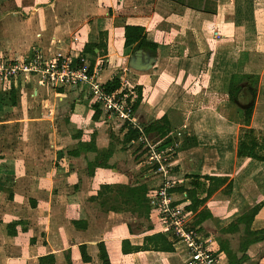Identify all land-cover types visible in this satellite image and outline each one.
Here are the masks:
<instances>
[{"label": "crops", "instance_id": "1", "mask_svg": "<svg viewBox=\"0 0 264 264\" xmlns=\"http://www.w3.org/2000/svg\"><path fill=\"white\" fill-rule=\"evenodd\" d=\"M127 25L143 27L157 45L155 51L147 50L155 58L147 70L129 65L135 51H124ZM93 44L106 45L105 54L95 47L96 56H85L98 66L101 83L120 76L130 87L141 88L135 109L141 127L164 115L168 118L178 144L169 158L171 176L154 172L146 160V144L159 150L170 147L162 148L152 135L124 149L114 143L109 167L90 172L89 164L97 158V152L86 149L91 137L101 152L109 146L110 132L119 138L125 129L112 128L101 113L94 121V110L78 101L75 89L54 92L37 81H11L0 90V201L12 206V219L6 224L15 223L17 234L10 236L5 228L0 235V264H38V257L50 253H61L56 264H66L63 253L68 250L80 262L81 245L90 257L84 264H101L99 243L110 264H187L186 247L171 242L153 207L148 216H139L102 210L92 199L102 184L143 180L150 197L170 180L175 184L171 192L178 199L186 197L181 200L186 206L187 191L195 190L200 199L206 196L205 176L228 177L233 183L230 194L223 193L222 186L196 212L189 211L192 224L196 213L205 209L207 218L198 235L220 263L227 264L218 240L227 239L240 255V238L238 233H224L225 227L248 207L260 204L251 228H264V188L252 198L239 185L243 179H257L261 188L264 162L236 156L241 110L246 109L241 102L253 99L250 127L264 130V0H0V57L21 58L34 48L48 56L75 57ZM242 75L258 76L255 96L246 82L240 92L246 96L231 100L230 79ZM5 98L9 105L1 101ZM19 129L20 137L15 133ZM34 179L40 183L36 188ZM22 182L30 193L24 208L36 209L40 217L16 214ZM46 185L40 202L38 193ZM157 233L166 234L174 251L142 249L145 237ZM12 239L22 240L24 247L4 245ZM24 240L31 243L30 250ZM248 254L243 264H264V241L252 245Z\"/></svg>", "mask_w": 264, "mask_h": 264}, {"label": "trees", "instance_id": "2", "mask_svg": "<svg viewBox=\"0 0 264 264\" xmlns=\"http://www.w3.org/2000/svg\"><path fill=\"white\" fill-rule=\"evenodd\" d=\"M102 50L105 54L106 45H95L85 46L83 49V55L86 56L90 54L91 56H96L94 48ZM157 45L147 38L146 31L140 26H130L127 25L124 28V51L128 54L134 52L138 49H146L155 51ZM90 67L94 65V61H89ZM249 84L250 92L252 96H255L258 76L254 75H242L239 77L232 76L230 79V84L228 87V96L231 100L238 99L239 94L242 90V85L245 83ZM105 88L108 92H115L119 90L122 86L120 76H113L111 80L106 82ZM62 90V89H59ZM132 96L134 98V109L137 108L141 101V88L133 87ZM253 105L249 106L244 110L243 113V125L239 128L236 156L238 158H249L259 162H264V131L256 130L250 127V120L253 113ZM91 108L94 110L92 116L94 121L99 120L100 108L97 103H93ZM120 131V136L117 137L113 132L109 133V146L106 150L99 152L95 147L94 136L90 139V146H87V150H92L97 152V158L89 164L91 169L90 172L96 167H109L107 160L114 152V143L121 144V148H126L132 142L139 138L146 136H155L159 139L161 147L165 148L167 146L173 145L177 140V137L173 139L171 137L172 128L170 126L168 118L164 115L158 120H153L146 125L142 126V131L132 126L124 125L123 130ZM73 152V151H72ZM71 152V153H72ZM74 155H78L77 151L74 150ZM147 155V149L143 151ZM152 168V167H151ZM152 170H155L153 167ZM204 179L208 180L209 185L206 190V196L203 198H198L196 191H187L188 198L190 202L185 206L186 210L196 212V210L204 204L208 197H210L215 191L223 186L222 192L225 194H230L232 191L233 183L228 181V177H216V176H205ZM1 189V188H0ZM10 198L12 195H9ZM92 200L98 201L99 206L102 210H112V211H128L135 213L139 216H148L152 209L148 197V187L146 181L137 180L132 184L129 183H118V184H102L98 189L97 195L93 197ZM260 210V204H253L246 210L236 217L227 227L223 229L224 233H238L239 235V246L238 255L230 246V242L227 239L218 240L220 251L223 252L228 262L227 264H243L249 259L248 250L249 248L257 243L264 241V228L253 230L251 224ZM207 218V212L205 209H201L194 216L192 222V227H196L197 231L201 223ZM6 232L10 236H15L17 234L16 224L7 223L5 225ZM127 241H123L125 244ZM99 257L101 264H110L107 251L103 243L98 244ZM143 250H155L172 252L174 251L173 245L168 241L166 234L157 233L149 237H145ZM81 261L75 262L71 255V250L65 251L63 253V259L66 264H84L90 260V257L86 253L85 245L79 247ZM59 259V255L55 253H50L38 257V264H56Z\"/></svg>", "mask_w": 264, "mask_h": 264}, {"label": "built area", "instance_id": "3", "mask_svg": "<svg viewBox=\"0 0 264 264\" xmlns=\"http://www.w3.org/2000/svg\"><path fill=\"white\" fill-rule=\"evenodd\" d=\"M98 72V66L94 64L91 68L83 54L75 57L70 54L48 56L39 48H34L31 54L21 58L0 57V83L24 78L44 84L54 92L59 89H75L79 93L78 101L99 105L101 119L112 128L128 125L142 131L135 118L133 87L129 86L126 77H120L122 86L119 90L108 92L98 79ZM177 146L174 143L167 149L159 150L155 144H146V160L155 168L154 172L165 178L171 176L169 158L173 156ZM174 185L172 181L166 180L149 197L150 204L158 212L164 232L171 242L186 247L189 257L187 264H221L215 251L198 235L197 228L192 227L191 213L181 203L186 197L178 199L171 192Z\"/></svg>", "mask_w": 264, "mask_h": 264}, {"label": "rangeland", "instance_id": "4", "mask_svg": "<svg viewBox=\"0 0 264 264\" xmlns=\"http://www.w3.org/2000/svg\"><path fill=\"white\" fill-rule=\"evenodd\" d=\"M9 83H0V90H4L5 88H8V85ZM23 100L24 101H22V102H25L26 101V99L25 98H23ZM1 101L3 102V103H6V105H9V101H8V99L7 98H5L4 100L3 99H1ZM22 105L24 104V103H21ZM93 103L92 102H90L89 103V105L91 106ZM242 109V108H241ZM243 113H244V110H241V115H242V121H243ZM10 114V113H9ZM105 122V121H104ZM101 123V122H100ZM116 127V126H115ZM50 130H51V128H49ZM48 128H47V130H49ZM126 131V130H125ZM264 131V130H263ZM19 132H20V129L19 130H16L15 131V133L20 137V134H19ZM179 132V131H178ZM184 137V135H182V138ZM145 150V149H144ZM242 164V163H241ZM264 169V165H261L260 166V169ZM243 177V176H242ZM23 181H24V179L25 178H21ZM260 179H262V177H260ZM256 181H258L257 179L255 180H252V179H243V180H241V182L239 183V185H240V188L242 189L241 190V192L243 191L245 194H247V195H249V196H251L252 198L253 197H255V196H257L258 197V195H259V193H263L262 191H263V188H264V181H263V184H260V185H262V186H260L261 188H258V184H256ZM32 182H33V187L35 186V188H36V186H39L40 185V183H39V181L38 180H36V179H34V180H32ZM259 182V181H258ZM43 186H44V184H43ZM47 185H46V187H41V188H43L42 189V191H40L39 193H38V191H37V193H38V197L40 198V202H41V200H44L45 199V193H46V190H47ZM19 188H21V191H22V196H21V198H20V202H19V200H18V204L21 206L20 208H16L15 210H16V214H18V215H20V216H29V215H35L36 217H40L39 215H41L40 214V212L38 213L37 211H36V209H34L33 211L32 210H30L29 209V211H27V209H25L24 208V206H25V204H22L26 199H27V196L28 195H30V193H29V189L27 190V191H25V185H24V182H22L21 183V186H19ZM35 195V194H34ZM250 197V198H251ZM24 199V200H23ZM11 212H13V208H12V206L10 207V204L9 203H7L6 201H0V235L2 236L4 233H3V231H5V224H6V222L7 221H9L10 219H12V217H10V213ZM32 227H34L33 225H32ZM36 229L34 228V231H35ZM26 239V238H25ZM14 239H12L11 241H9V242H3L4 243V245H13V244H17V245H19V248L21 249V247L23 246L24 247V245H22V240H19V241H15ZM24 243L23 244H25V246H28L27 248L29 249V247H31V243L28 245V240L27 241H23ZM11 245V246H12ZM15 246V245H14ZM30 250V249H29ZM61 253H59V255H60Z\"/></svg>", "mask_w": 264, "mask_h": 264}, {"label": "water", "instance_id": "5", "mask_svg": "<svg viewBox=\"0 0 264 264\" xmlns=\"http://www.w3.org/2000/svg\"><path fill=\"white\" fill-rule=\"evenodd\" d=\"M154 60L155 58L151 54V52L145 49H139L132 54L129 65L137 70H147L152 66ZM244 96H246V92L242 91L240 97H244ZM252 102L253 99H251V101L247 103L241 102V106L243 108H248L249 106L252 105Z\"/></svg>", "mask_w": 264, "mask_h": 264}]
</instances>
